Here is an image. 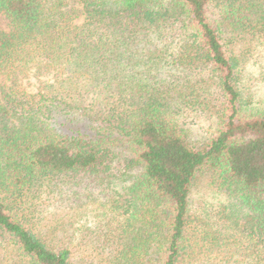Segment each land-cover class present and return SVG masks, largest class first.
<instances>
[{
    "label": "trees",
    "instance_id": "16d2710c",
    "mask_svg": "<svg viewBox=\"0 0 264 264\" xmlns=\"http://www.w3.org/2000/svg\"><path fill=\"white\" fill-rule=\"evenodd\" d=\"M0 15V264H264V104L243 77L264 0ZM193 115L213 126L199 146ZM206 172L211 202L193 194Z\"/></svg>",
    "mask_w": 264,
    "mask_h": 264
},
{
    "label": "rangeland",
    "instance_id": "374dc122",
    "mask_svg": "<svg viewBox=\"0 0 264 264\" xmlns=\"http://www.w3.org/2000/svg\"><path fill=\"white\" fill-rule=\"evenodd\" d=\"M0 28L3 30L9 29L8 22L2 15H0ZM243 74V77L246 81L247 92H250L252 95H254L259 103L264 104V54L263 56H259L258 53H255L254 56H252L249 60V63L246 65ZM186 127L190 129V141L196 143V145L198 146L202 145L204 140L208 136H210V133L213 131V126L210 124L207 116H189L188 124H186ZM200 178L201 179L193 190L194 197L201 196L203 197V199L208 200L209 202L214 201L215 196L212 192V186L208 185V182L211 180L210 173L206 172ZM96 192H98V190L89 195H95ZM104 194L106 195V193ZM104 194L100 193V196L98 197V200H101V202L103 203ZM98 200L89 202V214L95 213V211H97L96 209L98 205V208L102 207H100L101 204H99ZM92 221L90 220V218L89 221H87V225H89V227L93 224Z\"/></svg>",
    "mask_w": 264,
    "mask_h": 264
}]
</instances>
